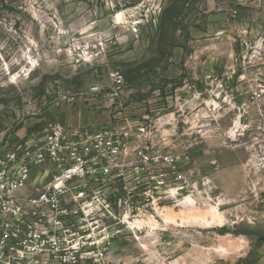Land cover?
<instances>
[{
  "label": "rangeland",
  "instance_id": "374dc122",
  "mask_svg": "<svg viewBox=\"0 0 264 264\" xmlns=\"http://www.w3.org/2000/svg\"><path fill=\"white\" fill-rule=\"evenodd\" d=\"M75 114L150 161L13 264H264V0H0V147Z\"/></svg>",
  "mask_w": 264,
  "mask_h": 264
},
{
  "label": "built area",
  "instance_id": "2783aa9c",
  "mask_svg": "<svg viewBox=\"0 0 264 264\" xmlns=\"http://www.w3.org/2000/svg\"><path fill=\"white\" fill-rule=\"evenodd\" d=\"M139 25L130 20V33L138 36ZM132 135L126 125L73 128L52 121L41 133L1 146L0 264L31 255L56 259L70 250L78 255L81 251L73 246L77 236L66 241L61 235L69 213H77L80 202H108L105 192L126 179L129 168L138 173L134 159L150 161L144 149H130ZM161 160L174 161L169 155ZM68 205L75 208L72 213ZM56 262L63 264L62 258Z\"/></svg>",
  "mask_w": 264,
  "mask_h": 264
},
{
  "label": "crops",
  "instance_id": "0c3cea01",
  "mask_svg": "<svg viewBox=\"0 0 264 264\" xmlns=\"http://www.w3.org/2000/svg\"><path fill=\"white\" fill-rule=\"evenodd\" d=\"M125 13V12H124ZM82 117H80L78 114L73 115L69 119L65 120V124L68 126H71L73 128H78V127H84L87 123Z\"/></svg>",
  "mask_w": 264,
  "mask_h": 264
},
{
  "label": "bare ground",
  "instance_id": "6f19581e",
  "mask_svg": "<svg viewBox=\"0 0 264 264\" xmlns=\"http://www.w3.org/2000/svg\"><path fill=\"white\" fill-rule=\"evenodd\" d=\"M115 20H116L117 23H121L122 22V20H123V14H122V12H117L115 14Z\"/></svg>",
  "mask_w": 264,
  "mask_h": 264
}]
</instances>
